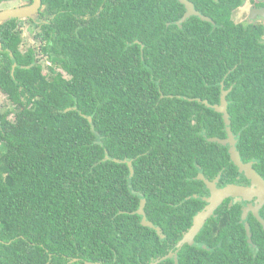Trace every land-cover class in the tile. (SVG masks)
Wrapping results in <instances>:
<instances>
[{
  "label": "trees",
  "instance_id": "trees-1",
  "mask_svg": "<svg viewBox=\"0 0 264 264\" xmlns=\"http://www.w3.org/2000/svg\"><path fill=\"white\" fill-rule=\"evenodd\" d=\"M43 5L50 25L34 36L51 74L36 52L19 51L13 22L0 26V92L12 106L0 110V264H151L175 252L204 205L198 174L239 175L228 150L209 141L225 138V124L204 102L214 106L221 82L251 81L242 71L252 55L231 63L242 40L206 37L211 26L196 18L178 25L177 0ZM228 113L242 161H258L264 179V131L249 126L264 104L231 103ZM142 200L161 235L135 214ZM215 223L178 264H264L260 224H251L253 248L243 226L217 237Z\"/></svg>",
  "mask_w": 264,
  "mask_h": 264
},
{
  "label": "flooded vegetation",
  "instance_id": "flooded-vegetation-1",
  "mask_svg": "<svg viewBox=\"0 0 264 264\" xmlns=\"http://www.w3.org/2000/svg\"><path fill=\"white\" fill-rule=\"evenodd\" d=\"M188 1L194 6L195 11L202 17L206 18L207 20L204 21L200 17H192V18H196L211 26V29H208L210 32L206 35V37L212 35H219L224 37V39L231 40L237 38L242 40V43H239L235 49L229 50V53H231L232 57L228 59L231 63L232 61L237 63H239V61H241L240 63L246 62L247 58L251 57L250 55H252L251 58H253L252 59L253 62L250 65H247L242 71L245 75H247L246 77L251 79V81L245 82L243 80L244 78H242L243 75L242 74L241 76H235L233 78H230L229 83L221 82L219 92H214L215 95V97L213 98V101L215 102L214 106L221 105L223 99H225L227 105L231 103L264 104V0H202V3H198L197 0H188ZM34 3H35L34 0H0V12L14 10V9L29 8L32 7ZM183 8H184V14L179 21H181L187 13L186 7L183 6ZM45 10L46 7L43 5V0H42L41 7L37 13L32 14V16L23 19H10L6 23L13 22L16 28L18 29V31L21 32L23 39L25 37L24 34L26 31L29 33V35L33 36V39L35 41L34 44L35 43L38 44L39 52H37V49L35 48H27L23 50L24 49L23 43L21 44L19 51L22 52L23 54H27L30 51L36 52L38 54L36 56L38 60L40 56L46 60L47 63L46 66H43L39 60V63L44 68V72L47 74H51L52 72L50 70V67H52V64L49 61L48 57L45 56L42 52V46L44 44L41 42L37 43L34 36V33L39 29H41V26L50 25V21H49L50 17L44 16ZM179 21H177V23ZM234 46H236V43H234ZM2 51H3V44H2V50L0 51V55ZM237 66L238 64H236V66L232 70H235ZM54 69L56 73H60L62 78L64 79L71 78V75L65 69L59 67H56ZM254 118L255 119H253V121H250L251 125L249 126L254 125L257 133L261 135L260 132L264 131V114L254 116ZM231 131L234 136V141L236 142V148L238 150V142H239L240 134L234 133L232 129ZM225 134H226L225 138H216V139L226 140L227 139L226 129H225ZM262 135H264V132L262 133ZM222 147L226 148L229 153L231 146H227V147L222 146ZM248 163H252L254 168L256 165H258L259 162L253 160ZM131 170L133 169L131 168ZM131 173L134 172L131 171ZM257 173L259 174V172ZM199 175H203L205 179L209 180L208 178H206V176L203 173L198 174V176ZM219 177L220 179L219 182L217 183L218 190H224L229 186H240L243 188H251L252 186L251 182L244 175L240 173L234 179H230L226 181L222 179V174L220 173V175L209 181L214 182ZM204 191L205 192H203V194L199 196L201 202L204 205L200 210H197L192 220V226L194 225V220L198 216V214L203 212L206 209V207L209 206L208 203L205 201V199L210 200L212 198V195L206 186L204 188ZM257 205H258V199L255 197H250L249 199H245L242 196H232V197L222 198L220 200L218 207L214 211V215L209 220L206 221L203 228L206 227L209 221L214 219L216 223L213 224L211 228H219L216 235L217 237L219 236V233L221 232L222 228H241V226H243V228H245L246 230V233H247L246 228H249L251 233L252 226L253 228H256L254 223H258L261 225V223L258 221L257 216L254 213V211L257 208ZM263 210H264V206L260 209L258 214L259 217L264 220V217L262 215ZM192 226L190 228H192ZM187 232H185L184 235ZM196 238L194 244L196 243ZM182 239L180 241H182ZM221 241L224 240H219L218 242V240L214 238L212 240V243L220 247L222 243ZM247 242L249 245H252V247L255 248L250 238L249 240H247ZM203 247H207V246L204 245ZM176 251L177 248L175 252ZM175 252H171V253H175Z\"/></svg>",
  "mask_w": 264,
  "mask_h": 264
},
{
  "label": "water",
  "instance_id": "water-1",
  "mask_svg": "<svg viewBox=\"0 0 264 264\" xmlns=\"http://www.w3.org/2000/svg\"><path fill=\"white\" fill-rule=\"evenodd\" d=\"M35 3L32 7L29 8H23V9H14L9 11L0 12V25L6 23L10 19H23L32 16V14H35L39 11L41 7V1L42 0H34ZM179 3L186 7L187 13L184 16V18L178 22V25L181 26V24L188 19L192 17H200L204 21L207 19L199 15L196 11L194 6L188 1V0H178ZM2 50V42L0 40V51ZM16 66H14L13 70H15ZM201 102V101H199ZM207 107H210L215 110L216 113L220 114L223 118L225 129L227 133V139L226 140H220V139H211V142L218 143L222 146H231V149L229 150V155L231 158V162L234 164V166L238 169L239 173L244 175L250 182H251V188H243L240 186H229L228 188L224 190H218L217 189V183L219 182V178H217L214 182H210L209 180L205 179L203 175L198 176V180H201L207 189L210 191L212 198L210 200L205 199V201L208 203V207L198 214V216L194 220V225L190 230L184 235V238L182 241H180L176 248L177 251L175 253H170L168 256L163 257L162 259L156 260L155 262L151 264H160L163 261H166L168 259H174L175 264H178V253L182 250V248L185 245L193 246L195 238L201 233L203 230V227L207 220H209L213 215L214 211L218 207L220 200L222 198L226 197H232V196H242L245 199H249L250 197H255L258 199V205L256 210L254 211L255 215L258 218V221L261 223L263 229H264V220L259 217L258 212L260 209L264 206V179L254 170L253 164L248 163L245 164L242 161L241 155L238 152L236 148V142L234 141V136L231 131V119L230 115L228 113V105L223 99V102L221 105L218 106H210L207 101L204 102ZM71 111V109L66 110V112ZM109 158L106 157L105 161ZM115 162H119L115 160ZM126 163V162H125ZM128 166L132 168V163L127 162ZM133 171V170H131ZM194 199H198V196L195 195ZM145 207H146V200H142L140 204V208L135 213L138 216L141 217V224L144 227H151L156 230V232L161 235V229L155 227L151 222L147 220L146 213H145ZM247 229L248 237H251L249 228ZM164 238V237H162ZM79 259H74L73 261L69 262V264H73L78 262ZM84 264H101V263H92V262H85Z\"/></svg>",
  "mask_w": 264,
  "mask_h": 264
},
{
  "label": "rangeland",
  "instance_id": "rangeland-1",
  "mask_svg": "<svg viewBox=\"0 0 264 264\" xmlns=\"http://www.w3.org/2000/svg\"><path fill=\"white\" fill-rule=\"evenodd\" d=\"M24 35H25V37L23 39V47H24L23 50H25L27 48H35V49H37V52H39L38 44H36V43L34 44L35 41L33 39V36L29 35V33L27 31L25 32ZM39 60L43 66H46L47 63H46V60L44 58H42L40 56ZM10 108H12V106H11L10 102L8 101V98L3 93L0 92V110L5 111L6 109H10Z\"/></svg>",
  "mask_w": 264,
  "mask_h": 264
}]
</instances>
